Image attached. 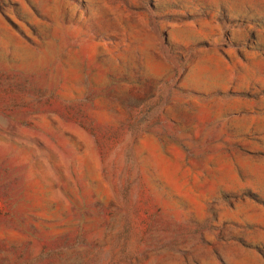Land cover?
I'll return each instance as SVG.
<instances>
[{"label": "rangeland", "instance_id": "rangeland-1", "mask_svg": "<svg viewBox=\"0 0 264 264\" xmlns=\"http://www.w3.org/2000/svg\"><path fill=\"white\" fill-rule=\"evenodd\" d=\"M0 264H264V0H0Z\"/></svg>", "mask_w": 264, "mask_h": 264}]
</instances>
